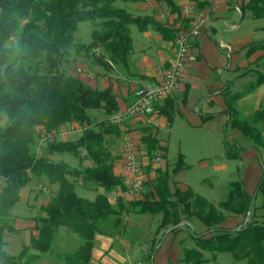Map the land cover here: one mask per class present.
I'll use <instances>...</instances> for the list:
<instances>
[{
	"label": "trees",
	"instance_id": "trees-1",
	"mask_svg": "<svg viewBox=\"0 0 264 264\" xmlns=\"http://www.w3.org/2000/svg\"><path fill=\"white\" fill-rule=\"evenodd\" d=\"M140 3L146 0H0V264H20L30 251L49 253L60 228L80 236L82 242L74 253H67L65 264H91L97 235L122 236L128 227L130 215L159 218L156 235L172 229L175 233L192 219H199L208 228L207 233H193L190 239L195 247L185 249L182 262L205 264V253L214 256L227 252L235 261L245 264H264V173L255 195L247 192L241 181H233L231 190L218 206L198 195L193 188L186 191L177 186L171 189L169 169L155 167L158 157H166L168 144L160 140L155 128H141L143 137L139 150L148 158L145 190L141 198L113 204L104 193L125 190L126 178L115 174L117 157L107 146L109 136H120V127L112 126L107 117L117 111V99L111 89L96 90L86 86L69 68V53L75 43V33L84 21L93 22L92 41L77 44L76 51L93 55L98 65L112 69L114 65L126 67L133 53L131 27L139 31L149 27L173 40L179 31L189 29L191 20L184 14L185 25L169 29L152 16H136L127 9L115 6L117 2ZM176 12L181 5L177 0H164ZM177 1V2H176ZM200 10L207 11L209 3L190 0ZM241 16L245 19L264 18V0H242ZM245 56L251 59L264 53V41H255L246 47ZM264 61L260 56L253 66ZM240 77L252 75L255 82L243 93L234 92L228 85L224 99L229 125L241 132L255 147H264V109L241 119L237 100L245 93L264 84V72L249 67L238 70ZM175 95H173L174 97ZM159 100L155 113L175 120L176 100ZM184 102V99H183ZM90 111H103L107 119L94 124ZM213 116H204L208 121ZM76 124L83 129L75 140L55 139L37 152L38 136L42 131L59 132L61 128ZM226 158L240 160L243 148L236 142H224ZM69 154L78 159L76 168L54 156ZM90 165H84L85 162ZM182 154L172 171L173 175L187 169ZM154 175V177L150 175ZM34 181L48 187L49 200L40 207L36 216L38 235L24 247L19 256L5 251L6 232L15 230L12 209L21 200V190ZM78 184L95 192L91 198L76 193ZM56 187V189H54ZM254 197V198H253ZM260 205H256L258 200ZM232 230L221 228L229 216L248 219ZM163 237L150 241L145 261L152 264ZM30 258L38 262L40 255ZM26 264H29L28 261Z\"/></svg>",
	"mask_w": 264,
	"mask_h": 264
},
{
	"label": "crops",
	"instance_id": "crops-1",
	"mask_svg": "<svg viewBox=\"0 0 264 264\" xmlns=\"http://www.w3.org/2000/svg\"><path fill=\"white\" fill-rule=\"evenodd\" d=\"M242 3V0H211L208 4L207 13L210 17V23L199 38L191 41L189 63L184 73L185 76L179 91L173 97L176 100L174 123L177 120L176 115L179 112L184 118H186L187 123L194 128H208L209 131L213 132H226L225 127L229 125L230 116L226 114L227 107L224 96L229 88L228 85L230 84L235 92L237 86L244 77H240L241 73H239L238 70L243 72L249 67H254L255 65L253 66V64L256 60L264 55V53H257L247 61L248 58L245 56V49L251 43L245 46L242 40L233 39V37L226 42L224 41V35L218 42L217 37L219 31L215 27L214 21L217 19H222L224 21L229 19L235 21L236 16L241 15ZM138 4L139 6H137L135 10L142 13L140 16H152L155 20L161 22L169 29L176 30L185 25V18L182 11L180 9L177 12L172 10V7L164 0H146ZM227 29L229 31H237L240 29V25L233 23L232 25H228ZM139 33L142 34V37H139L136 40L133 39V53L128 62L129 64L126 67L114 65V68L106 70L103 69L101 65H98L95 58L92 57L90 60L83 63V66L73 69V75L78 77L86 86L88 85L96 90L111 89L117 99V110L127 108L134 101L135 92L138 88L148 83L158 84V82L164 78V73L170 66V61L175 54L176 47L174 41L166 40L162 34L155 31L153 28L149 27L145 31H139ZM79 68L84 70L83 74L78 73ZM87 72L94 74L95 78L89 79ZM263 101L264 84L259 85L253 92L239 98L236 107L241 119H245L250 114L258 111ZM204 116H213V118L204 122ZM156 117L159 119V126H153L138 119H132L131 122L120 127L121 134L119 137L125 142L126 135H131L136 144L140 145L143 137L141 128L150 125L155 128L158 138L168 144L167 141L161 138L160 130L162 127L166 126L171 128L174 123L170 125L168 118L162 114H157ZM68 136L69 135L62 136V138L66 140L69 138ZM113 141H115V139H111L110 142ZM123 148L124 145L118 149L113 147V150L111 151L117 157L114 169L115 174L118 176L121 175L127 180L129 174L125 170ZM256 149L260 150V148L257 147ZM244 150L245 148H243V151ZM242 152L240 160H243ZM139 159L142 162L144 169H146L149 161L141 151ZM166 160L167 155L166 157H161L159 161L156 160L157 163L155 164V167H162L163 169H169L170 171V165ZM87 163L90 165V162L87 161ZM172 171H170L172 175L171 189L174 190V187L177 186L183 191L188 190L190 187L183 184L182 181H175L177 174L181 171L176 173V175H173ZM150 176L154 177L153 174ZM262 176L263 173H257L255 176L252 175L247 177L246 184H243L249 194L251 192L250 187H252V185L255 187L257 183L259 184ZM100 193L104 194L106 192H104L103 189H100ZM130 216L131 219H128L129 216L127 217L128 227L122 236L97 235L91 264H131L127 262L128 258L138 257L149 252L150 247L146 244H141L139 241L140 236L146 238L149 237L148 235L150 233H147L148 235H146L141 230L137 229L142 223L145 224L147 221H142L135 217L142 215ZM34 219L35 217H31L27 219V221L22 220L21 222H15V230L9 232V235L15 233L19 235L24 233L27 235L29 240L23 245V248L29 246L33 237L38 235ZM236 222L240 221L236 220ZM179 230L180 229L173 233L170 232V229L166 231L167 233L165 235V231L161 234L160 238L163 237V240L158 251L153 256L154 264H157L156 259L160 253V258L162 259L161 263L163 264L173 262L174 264H185L181 260L185 248H183L182 240L177 241V237H175ZM127 232L131 234L129 235ZM155 234L153 236H155ZM114 236L118 237L120 240L116 241ZM153 236L151 237V240L154 238ZM37 254L39 253L30 251L21 263L26 264L28 261L29 264H38L42 261V255L46 253L39 254L40 258L38 262L31 261L30 258L35 257ZM137 264L144 263L137 261Z\"/></svg>",
	"mask_w": 264,
	"mask_h": 264
},
{
	"label": "rangeland",
	"instance_id": "rangeland-1",
	"mask_svg": "<svg viewBox=\"0 0 264 264\" xmlns=\"http://www.w3.org/2000/svg\"><path fill=\"white\" fill-rule=\"evenodd\" d=\"M115 6L125 10L127 9L136 16H140L142 14L135 10V8L139 6L138 3H124L119 1L115 3ZM214 23L215 27L219 31V35L217 37L218 42L222 39L223 35L225 36L224 41L227 42V40L233 37V39L242 40L245 46L249 43H255V41H264V18L252 19L250 16H247L245 19H242V16L239 15L236 16L235 21L229 19H226V21L217 19ZM233 23L240 25V29L237 31H229L227 26L232 25ZM94 29L95 25L93 22L84 21L79 25V29L74 35L75 43L72 45L69 53L68 66L71 71L79 66H83V63L93 57V55L87 56L85 53H79L76 51V45H85L90 43L92 41L91 35ZM131 35L135 40L142 37V34L139 33L136 26L131 27ZM247 61H249V59H247ZM253 68L264 72V62L261 61V63ZM254 82V76H244L235 92L243 93L245 90H248L250 85ZM249 93L243 94L242 97ZM260 108L264 109V101L262 102ZM90 114L94 124L102 122L103 119H109V117L106 118L103 111H90ZM176 116L177 120L173 127L170 128L169 126H166L162 127L160 130L161 138L168 142L169 150L166 162L170 165V171H172L175 167L180 154L185 156L186 164L189 167L188 169L178 173L175 181H182L183 184L193 188L198 195L207 198L214 205L218 206L220 202L228 196L231 190V187L229 186L233 183V181H241L246 184L247 177L252 175L255 176L257 173H264V147H260V150H257L252 142L241 135L240 131L234 129L230 125L225 127L226 132L224 133L209 131L208 128L198 129L187 123L186 118H184V116L179 112ZM5 118L6 117L4 116L3 121L0 123V127L4 126ZM80 135V132L75 133V135H69V138L66 140H75V138L80 137ZM58 139L60 141L64 140L62 136ZM111 139H115V141L110 142ZM224 141H228L230 144H234L236 142L239 146L245 148L242 152L243 160L230 161L226 158L225 146L223 144ZM124 143V140L119 136H109L107 138V146L111 150H113V147L115 149L122 147ZM53 159L57 162L65 161L74 168L79 166L78 159L69 154L57 155L54 156ZM84 165L89 164L85 162ZM146 171L147 170L144 169V173ZM2 185L3 184L0 181V189ZM39 185L40 184L38 182L34 181L30 186L22 189L20 193L21 200L11 211L14 223L21 222L22 220L27 221V219L31 217L36 218V216L40 215V207L48 202L51 191L46 193L39 190ZM256 186L253 187L252 185V187H250L251 195H255L259 186L258 183ZM54 189H56V187H54ZM98 192L100 193V189ZM76 193L85 198H91L93 194H95L94 190L90 191L89 189H84L80 184H78ZM260 204L261 200L259 199L256 202V205L258 206ZM135 217L142 221H147V223H142L137 229L141 230L146 235L150 233L148 235L149 237L146 238L140 236L139 241L141 244H146L150 247L151 237L155 234L159 218L151 217L150 215ZM128 219H131V216H129ZM236 220H239L240 222H236ZM247 222L248 219H245L244 217L234 218L229 216L228 220L221 224L220 229L226 228L235 230ZM207 229L208 228H206V226L199 219L194 218L191 223L182 225L175 237H177V241L182 240L183 248L192 249L195 245L190 239V235L193 233H196L197 235L206 234L208 231ZM163 232L164 231H162L159 235L155 234L157 240L161 237ZM127 234L130 235L131 233L127 232ZM55 237L56 238L50 252L43 254L42 261L38 264H65L64 257L66 254L77 251L80 243L82 242L80 236L71 234L66 227L60 228ZM4 239L5 251L13 256H19L23 245L29 240L27 235L24 233H22V235L16 233L9 235V232H6ZM114 239L116 241L120 240L118 237H115ZM160 255L156 259L157 264H163L161 263L162 259L160 258ZM205 259L207 260L205 264H245L244 262L235 261L231 254L227 252H222L214 256L211 251H208L205 253ZM137 261L149 264L148 261H145L144 255L132 258L130 257L127 259V262L131 264H137ZM169 264H174V262Z\"/></svg>",
	"mask_w": 264,
	"mask_h": 264
},
{
	"label": "built area",
	"instance_id": "built-area-1",
	"mask_svg": "<svg viewBox=\"0 0 264 264\" xmlns=\"http://www.w3.org/2000/svg\"><path fill=\"white\" fill-rule=\"evenodd\" d=\"M182 8V13L191 20V27L179 31L175 39V54L171 59L170 66L164 73V78L158 84L148 83L135 92L134 101L123 109H118L108 119L109 123L114 127L124 126L126 123L131 122L132 119H138L144 123L159 126V119L155 113V104L159 100L173 97L181 86L184 79V73L189 63L190 56V43L193 39L199 38L203 31L210 23V17L207 11L200 10L190 0H177ZM210 3L211 0H203ZM79 74H83L82 68L78 69ZM89 79H94L92 73L87 72ZM83 129L79 128L76 124L68 125L61 128L59 132L42 131L38 138L37 152L42 155L43 147L50 141L60 138L65 135H74L75 133L82 132ZM124 163L125 170L129 174L127 177V188L125 190H112L106 192L108 199L111 203L117 204L120 201L129 202L134 199L141 198L145 190L146 176L144 175V167L140 161V150L131 135H126L124 144ZM160 157L157 158V161ZM39 190L49 193L50 189L42 184L39 185Z\"/></svg>",
	"mask_w": 264,
	"mask_h": 264
},
{
	"label": "water",
	"instance_id": "water-1",
	"mask_svg": "<svg viewBox=\"0 0 264 264\" xmlns=\"http://www.w3.org/2000/svg\"><path fill=\"white\" fill-rule=\"evenodd\" d=\"M254 198V197H253ZM251 217V210L249 211V213H248V220H249V218ZM172 230V229H171ZM152 264H154V261H153V259H152Z\"/></svg>",
	"mask_w": 264,
	"mask_h": 264
}]
</instances>
